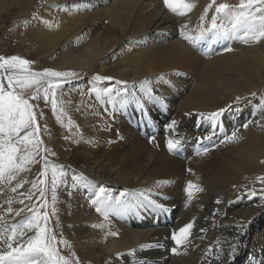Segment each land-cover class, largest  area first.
I'll list each match as a JSON object with an SVG mask.
<instances>
[{
  "label": "bare ground",
  "instance_id": "6f19581e",
  "mask_svg": "<svg viewBox=\"0 0 264 264\" xmlns=\"http://www.w3.org/2000/svg\"><path fill=\"white\" fill-rule=\"evenodd\" d=\"M190 2L193 10L179 16L163 0H0V42L15 39L24 57L35 60L33 72L78 74L56 91L62 115L52 110L51 97L36 102L35 138L43 141L38 163L18 177L29 183L15 193L2 190L0 216L17 223L29 207L43 213V198L31 182L41 188L44 177H37L47 159L48 179L52 165L66 171L56 199L50 184L44 198L57 247L80 264H236L240 258L241 264H263L264 40L190 44L183 36L210 27L214 11L201 21L210 0ZM97 75L111 80L97 81ZM229 105L222 122L209 118ZM144 110L147 123L138 119ZM148 111L166 121L150 120ZM248 111L252 120L238 122ZM150 128L157 130L154 139ZM234 129L238 139L227 140ZM213 132L209 144L203 137ZM193 137L199 144L193 156L184 158L180 146L168 151V139L187 146ZM189 181L203 189L191 200ZM29 190L31 200L21 195ZM99 201L107 215L96 210ZM189 222L191 237L173 254L171 234ZM230 244L237 249L231 258Z\"/></svg>",
  "mask_w": 264,
  "mask_h": 264
},
{
  "label": "snow or ice",
  "instance_id": "6c2138e0",
  "mask_svg": "<svg viewBox=\"0 0 264 264\" xmlns=\"http://www.w3.org/2000/svg\"><path fill=\"white\" fill-rule=\"evenodd\" d=\"M163 3L170 12L179 16L187 15L195 7V3L190 2V0H163ZM213 8L210 27H201L199 34L195 37L183 36L190 44L195 45L197 41L201 40L229 39L239 40L245 44L258 43L264 40V0H238L236 4H230L224 2V0L219 3L217 0H210L204 14L200 17L201 21L208 18V13ZM225 50L232 51V48L228 47ZM31 63L19 56L0 57V193L4 188L15 193L25 183H29V181L18 179V177L21 173L31 170L27 167L28 165L38 163L35 156L39 154V145L43 141L35 138L36 133L39 131L37 115L33 111L36 105L31 104L29 100L40 99V93L43 92L45 102H49V97H51L52 110L62 115L64 111L63 104L61 102L58 106L56 91L61 87V84L68 82V78L78 75L73 72H58L51 69H46L43 72H33L29 70ZM94 79L97 81L111 80L110 77L99 75ZM26 89L33 90L27 97L24 93ZM103 91L111 92L112 89L106 88ZM97 94H100L99 91H97ZM240 99L241 97H236V101ZM261 105L264 106V97L261 98ZM231 108L232 105L221 108L209 114V118L213 121L222 122V117ZM175 123V121H172L170 127L174 126ZM242 127L246 129L248 123H244ZM238 131V129H234L226 139L229 141L238 139ZM211 135H214V132L203 137V139H210ZM179 144V139H168V151L170 153L176 152ZM51 167L52 175L48 179L49 161L44 159L43 170L40 171L37 177V181H39L40 176L45 177L44 181H40L44 184V187L38 188L35 181L31 182V186L33 189H38L40 196L44 198L47 191H49L50 184L54 201L56 199L55 189L58 186L57 181L59 179L60 184L65 182L66 171L63 166L52 165ZM57 172H59V177ZM258 179L264 182V178ZM14 181L16 183L13 186ZM99 191L103 193L105 189L101 187ZM201 191L203 189L198 185L193 184L191 181L187 183L185 192L189 200L194 197L196 192ZM261 192H264V189H261ZM255 194V192L249 193V195ZM21 195H25L31 200L34 193L29 190L26 193H21ZM5 202L9 205L6 212L13 213L14 210L11 207L14 202L13 199L9 197ZM149 202L162 210H166L163 205L156 204L154 200ZM19 203H23V200ZM93 203L96 204L97 201H93ZM104 203L105 201H99L96 210L107 215ZM216 203L219 204L220 201L217 200ZM22 211L23 209L16 211L15 215L19 216ZM28 211L32 215L18 223H10L3 216H0V264H80L79 259L74 254L69 256L61 254L60 249L57 247L56 236L47 226L48 215L38 211L35 206L29 207ZM193 226L194 224L189 222L178 231L172 232L170 238L177 246L171 249L173 254L178 255L177 248L184 246L189 241ZM237 227L242 229L244 225L239 224ZM112 235L118 234L112 233ZM155 247L163 246L155 245ZM236 250V245L230 244L228 253L230 258ZM217 259H219V256H217Z\"/></svg>",
  "mask_w": 264,
  "mask_h": 264
},
{
  "label": "rangeland",
  "instance_id": "374dc122",
  "mask_svg": "<svg viewBox=\"0 0 264 264\" xmlns=\"http://www.w3.org/2000/svg\"><path fill=\"white\" fill-rule=\"evenodd\" d=\"M15 39H13V38H11V37H9L8 38V40H6V41H4V42H0V57H4V52H6L7 51V53L10 55L9 57H12V56H19V57H21V58H23V59H28L27 58V56H25L24 57V53L20 50V44L18 43V42H15L14 41ZM28 61H30V62H32L30 65H29V70L31 71V69L33 68V66H34V61L33 60H28ZM28 91V92H27ZM31 91H33L32 89H26V91L24 90V93H25V96L27 97L28 96V94L31 92ZM31 100V99H30ZM31 102V104H33V105H36V102L38 103V104H41V102H44V104L46 103L45 102V100L43 99V92H41L40 93V99H38V100H31L30 101ZM154 105H156V104H154ZM36 107H39V105L37 106L36 105ZM36 107L33 109V111L36 113V115H37V124L39 125V120H38V113H37V110H36ZM154 108V110H159V111H161V108L160 107H158V106H156V107H153ZM148 112H150V111H148ZM162 112V111H161ZM247 114L246 115H243V117H239L238 118V122H240V121H243V120H247V121H251L252 119V117L254 116L253 114H249L250 112L248 111V112H246ZM145 110L143 111V116L141 117V116H139L138 117V119L140 120V121H142V119L143 120H145V122L147 123V121H146V118H145ZM150 115L152 116H148L149 117V119L151 118L153 121L154 120H157V117H158V119H160L159 120V123H160V121H162L163 123L166 121V119H164L163 118V120H162V118H160L159 117V115L158 114H155L154 115V113H152V112H150ZM154 115V116H153ZM232 116V115H231ZM162 117H164V113L162 112ZM246 117V118H245ZM150 119V120H151ZM232 120H233V118H232ZM152 125V124H151ZM199 130H201V129H199ZM152 131V132H151ZM154 131V132H153ZM158 132H162V130L160 129ZM149 135H151V136H153V137H155L154 135H157V130L156 129H152V128H150L149 129ZM148 135V134H147ZM208 140V142H210L209 144H211L212 142H213V139L212 138H210V139H207ZM185 143H186V141L184 142L183 141V143L182 142H180V144H179V149H180V152H183V157L184 158H186L187 156H193L194 155V152H191V151H193L194 150V148H196V150L199 148V144L198 143H196L195 142V139H194V137L191 139V140H189L188 142H187V146H185ZM184 148V149H183ZM189 148H192L191 150L189 149ZM186 149V150H185ZM44 167V166H43ZM42 170H43V168H42ZM45 180V177H44V179L42 180V181H44ZM79 182V184H80V186L83 188V186H84V183L81 181V180H79L78 181ZM44 187V185H43V183L41 184V188H43ZM46 194H48V191H47V193ZM45 198V197H44ZM43 198V200H42V207L44 208V211H43V213H46L47 214V212H48V208L46 207L47 206V204H48V200L47 199H44ZM31 215H32V213H30ZM30 214H26V215H24V216H22L21 218H19V221H21V220H23V219H25V217L27 216H31ZM48 215V214H47ZM159 216H161V214H159ZM49 217V216H48ZM262 218H263V220H262V222H261V225H260V227H259V231L261 230V228L264 226L263 224H264V213H262ZM18 220H17V223L19 222ZM47 226H48V228L50 229V230H52V232H54L53 231V228H52V225H51V222L49 221V219H48V221H47ZM255 226H256V224H255ZM260 233V232H259ZM54 234H55V232H54ZM56 236V235H55ZM259 254L261 255V257L262 258H264V248L263 249H261L260 251H259ZM244 261V258H240V259H238L237 260V263L236 264H241L242 262ZM263 264H264V262H263Z\"/></svg>",
  "mask_w": 264,
  "mask_h": 264
}]
</instances>
